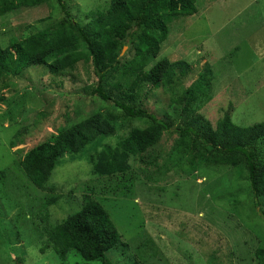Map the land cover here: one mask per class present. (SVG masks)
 I'll return each mask as SVG.
<instances>
[{"label":"rangeland","instance_id":"obj_1","mask_svg":"<svg viewBox=\"0 0 264 264\" xmlns=\"http://www.w3.org/2000/svg\"><path fill=\"white\" fill-rule=\"evenodd\" d=\"M109 1L64 0V4L78 23L85 24L90 12L104 10ZM195 2L197 14L192 20L182 19L170 25L169 39L152 62L163 59L171 63L181 59L192 62L198 55L191 71L181 80H175L181 81L183 87L199 73L200 66L219 61L217 67L222 73L212 82L209 101L197 114L213 124L232 105L230 118L235 125L250 127L263 122L264 0L257 4L254 0ZM50 6L21 9L10 20L1 22L0 48L11 37H29L59 21L60 7L56 2ZM175 27L176 31L172 32ZM207 52L210 59L202 56ZM49 78L43 69L25 71L13 78L14 86L0 91V264H59L51 250L40 253L42 229L75 213L82 196L90 194V189L128 244L129 262L135 256V264H206L213 252L211 248L216 246L221 251L214 255L212 264H255V250L264 249V218L251 211V202L244 194L237 192L229 196V191L241 184L247 192L244 174L232 172L229 167L206 164L184 172L186 160L172 151L176 134L164 133L148 157L150 160L155 156L151 166L130 158L131 168L123 175L100 177L93 173L92 156L100 154L104 168L106 149L114 148L119 138L142 121L130 123L118 136L99 137L78 155H64L56 162L45 189L35 188L19 166V153L49 134L54 124L51 119L76 107L70 94L84 83L80 66L73 78ZM159 90L154 86L145 88L149 93L146 104L149 112L162 118L171 109ZM67 92V96L62 95ZM26 95L44 101V105L37 102L35 113H29L23 122L9 123L13 105ZM27 103L33 105L36 101L32 98ZM90 110L99 112L91 103ZM39 112L47 117L42 119ZM54 129L59 130L60 124L54 125ZM18 132L23 136L18 137ZM17 140L20 145L10 147L9 143ZM52 198H58L57 204L48 207L47 201ZM233 199L241 200L245 210L241 218L236 216L237 209L229 205ZM258 208L264 211V196L258 199ZM114 251L107 253L109 260L113 264H125L124 258L116 255L111 258ZM66 263L84 264L76 256Z\"/></svg>","mask_w":264,"mask_h":264},{"label":"trees","instance_id":"obj_2","mask_svg":"<svg viewBox=\"0 0 264 264\" xmlns=\"http://www.w3.org/2000/svg\"><path fill=\"white\" fill-rule=\"evenodd\" d=\"M54 2L62 13L59 21L29 37H11L7 45L0 48V91L14 86L13 78L30 70L43 69L55 80L73 78L80 66L84 75V83H77L81 85L70 94L76 107L51 119L54 124L49 134L19 153V166L33 186L45 189L56 162L64 155H78L99 137L118 136L130 123L142 121L140 126L129 129L125 137L119 138L114 148L106 149L104 168L100 162L102 156L98 153L92 156L95 175H123L131 168L130 158L151 166L155 156L149 160L150 152L164 133L172 132L177 135L172 151L186 160L184 172L195 171L206 164L229 167L232 172L244 174L247 192L241 184L230 190L229 196L237 192L244 194L251 202V211L264 218V211L258 208V199L264 196V121L239 127L230 118L232 105H229L230 111L223 112L213 124L197 114L209 101L212 82L222 73L217 67L219 61L200 66L199 73L183 86L187 85L185 88L181 81L175 80H181L191 71L198 55L192 62L189 59L174 63L168 59L152 62L169 39L170 25L182 19L192 20L197 14L195 0H110L104 10L90 12L85 24L71 16L64 0H0V24L10 20L18 10L51 7ZM123 48L127 49L124 54ZM202 56L210 59L211 54L207 52ZM147 86L160 89L167 98L171 111L164 117L158 118L148 111ZM32 98L36 101L33 105L27 103ZM37 102L44 105V101L27 95L15 103L9 123L23 122L29 113L36 112ZM90 103L99 112L91 113ZM38 115L42 119L47 117L40 112ZM58 124L60 129H54ZM17 135L23 136L21 132ZM20 143L11 141L9 145L16 147ZM92 191L82 196L75 213L42 229L40 253L51 250L59 264H67L74 256L84 264H113L107 253L115 250L111 258L116 255L124 258L125 264H135V256L131 262L128 260L126 253L130 248L117 231L110 213L93 198ZM56 199H49L48 207L56 205ZM229 205L237 209L236 216L241 218L244 210L241 200L233 199ZM48 216L44 214L46 219ZM211 249L213 252L205 260L206 264L215 263L214 255L221 251L216 246ZM254 261L264 264V249L255 250Z\"/></svg>","mask_w":264,"mask_h":264},{"label":"crops","instance_id":"obj_3","mask_svg":"<svg viewBox=\"0 0 264 264\" xmlns=\"http://www.w3.org/2000/svg\"><path fill=\"white\" fill-rule=\"evenodd\" d=\"M255 1V4H257V3H259L261 0H254ZM210 8V7H209ZM211 10V8L209 9V11ZM226 22H228V21H226ZM225 22V23H226ZM208 40H210V39H208Z\"/></svg>","mask_w":264,"mask_h":264},{"label":"water","instance_id":"obj_4","mask_svg":"<svg viewBox=\"0 0 264 264\" xmlns=\"http://www.w3.org/2000/svg\"><path fill=\"white\" fill-rule=\"evenodd\" d=\"M124 50H125V48H123L122 53H123Z\"/></svg>","mask_w":264,"mask_h":264},{"label":"clouds","instance_id":"obj_5","mask_svg":"<svg viewBox=\"0 0 264 264\" xmlns=\"http://www.w3.org/2000/svg\"><path fill=\"white\" fill-rule=\"evenodd\" d=\"M54 254V253H53Z\"/></svg>","mask_w":264,"mask_h":264}]
</instances>
